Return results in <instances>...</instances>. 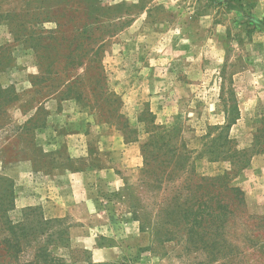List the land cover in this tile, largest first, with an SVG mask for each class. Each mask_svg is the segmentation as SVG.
<instances>
[{
    "label": "rangeland",
    "instance_id": "1",
    "mask_svg": "<svg viewBox=\"0 0 264 264\" xmlns=\"http://www.w3.org/2000/svg\"><path fill=\"white\" fill-rule=\"evenodd\" d=\"M65 110L79 128L106 121L143 147L142 169L80 219L48 215L49 190L23 166L28 156L43 172L54 159L102 163L64 126L61 154L40 152V125ZM189 187L210 200L208 226L186 222ZM10 225L27 245L19 261L44 246L65 264H264V7L0 0V264L10 260L1 237ZM105 247L119 248L109 261Z\"/></svg>",
    "mask_w": 264,
    "mask_h": 264
},
{
    "label": "crops",
    "instance_id": "2",
    "mask_svg": "<svg viewBox=\"0 0 264 264\" xmlns=\"http://www.w3.org/2000/svg\"><path fill=\"white\" fill-rule=\"evenodd\" d=\"M253 5L264 7V0H247ZM88 116V112L80 115ZM73 112L65 110L63 113H56L50 118V121L40 126L43 128L38 136V147L40 152L47 154H61L63 147L61 145L60 126H64L69 137L85 135L89 144L98 148L103 161L99 165L84 163L77 166L64 167L57 160H52L45 168L46 172L41 170L45 164L37 162L33 156H28L23 161L24 168L36 176L42 184V192L49 190L46 200V213L51 217H63L73 214L79 219L95 215L100 210L96 209V204L105 199L107 202L112 200L111 192L118 189L123 177L127 178L143 167L144 159L142 156V145L135 141L127 140L124 133L120 132L111 123L104 121L92 122L89 125L86 120L85 127L79 128L78 123L73 124ZM64 118H67L64 121ZM93 119V118H92ZM45 128V129H44ZM81 133V134H80ZM67 151V150H66ZM74 152L69 150L68 157H73ZM39 172H43L39 173ZM99 185L106 187V194H98ZM92 188L97 194L92 196L86 190ZM111 198V199H110ZM119 212V208H115ZM121 213V212H120ZM91 228L88 229V231ZM82 239H80L81 241ZM84 244L94 247L96 240L83 239ZM99 249V246L96 245ZM115 254L117 253V247ZM110 248H104L99 252L103 260L110 259Z\"/></svg>",
    "mask_w": 264,
    "mask_h": 264
},
{
    "label": "trees",
    "instance_id": "3",
    "mask_svg": "<svg viewBox=\"0 0 264 264\" xmlns=\"http://www.w3.org/2000/svg\"><path fill=\"white\" fill-rule=\"evenodd\" d=\"M75 27H73L74 29ZM93 61V60H92ZM95 69H98V65L95 66ZM98 80V79H96ZM96 87V85H95ZM94 88V86H93ZM226 126H229V124H227ZM143 150V147H142ZM188 174V178L187 179H191L193 177L199 178L201 181L203 182H210V184L215 185L216 181H222L221 177H209V178H200L197 177L194 173L187 171ZM209 184H207L208 186ZM188 189L189 192L186 193V201L184 204H186V207L183 208V214H186V222H188V220L190 219V221L192 222V227L194 228L195 225H200V226H208L211 219H213V213L211 212V207L212 205L209 204L210 200L209 199H205L202 198V196H200V194L198 192H196V190H192L193 188L189 187ZM197 189V188H196ZM232 190H237L240 191L239 189H234L231 188ZM202 195V194H201ZM217 193L213 194V197H217ZM183 196H185L183 194ZM197 197V198H196ZM196 198V199H194ZM197 204V206L195 207V205ZM217 215V214H216ZM223 216H225V214H222ZM46 223L49 222V220H45ZM10 222L7 220V224H9ZM14 225H10L9 230L8 231L9 234H6V232L2 233L3 240L8 244V246L5 249L6 253H8V255L10 256V260L7 261L6 264H65L64 260L56 257L52 254H48L44 248V246H37L34 250H33V255L31 260L29 261H19L18 260V254L22 251H24L26 249V244H20V236L17 234L15 235L14 229H13ZM1 264H4L1 263ZM93 264V263H92Z\"/></svg>",
    "mask_w": 264,
    "mask_h": 264
}]
</instances>
